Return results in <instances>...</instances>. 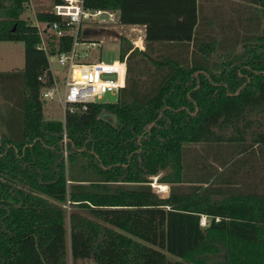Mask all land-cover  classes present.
Returning <instances> with one entry per match:
<instances>
[{
  "label": "trees",
  "instance_id": "obj_1",
  "mask_svg": "<svg viewBox=\"0 0 264 264\" xmlns=\"http://www.w3.org/2000/svg\"><path fill=\"white\" fill-rule=\"evenodd\" d=\"M246 1L251 16L264 7ZM27 4L0 0V41L25 48L20 74L0 73L21 82L19 129L0 133V264H66L68 253L71 264H264V194L237 191L240 166L230 160L264 157V32H248L240 55L227 49V61L210 64L215 48L226 50V24L213 19L218 45L199 21L200 0H83L85 10L144 27V50L120 39L126 84L115 103L46 120L40 90L51 75L37 28L20 18ZM46 42L51 54L68 51L72 37L46 34ZM140 62L154 67L149 86ZM197 145L213 148L219 167L186 176V148ZM153 178L169 187L167 197L153 192Z\"/></svg>",
  "mask_w": 264,
  "mask_h": 264
},
{
  "label": "rangeland",
  "instance_id": "obj_2",
  "mask_svg": "<svg viewBox=\"0 0 264 264\" xmlns=\"http://www.w3.org/2000/svg\"><path fill=\"white\" fill-rule=\"evenodd\" d=\"M204 7L203 15H200L199 21H205L208 25L204 27H208V29H214V34L218 37V35H222L220 32L221 28L215 25L216 20L214 18H219L220 22L223 20V16L226 15V9L216 6V3L212 0H200ZM52 5L50 0H31L27 5L20 16L21 19L25 20L26 23L37 27L38 30L45 32L49 35V31L47 26L37 22L36 15L37 14H45ZM216 10L212 13L210 8L215 7ZM225 18V17H224ZM226 20V18H225ZM121 26L118 22V15H115L114 22L101 21L98 18H83L81 23L80 30V41L82 37L87 35L96 36L97 38L102 40V45L100 47H95L93 49L89 48L87 50L86 56H84L80 62H103V63H111L114 60L119 59L120 50L119 44L121 38H126L130 41L132 38L131 28L124 27L120 29ZM207 29V28H205ZM226 29V28H225ZM117 32H119L118 40L115 39ZM226 32V30H225ZM44 33V34H45ZM226 35V33H223ZM261 34L259 31L255 33V37ZM243 34L240 35V39L236 41L231 47L227 46L226 50H218L215 48L214 53L210 59V64H220L221 61H227L226 57L223 55L227 49L229 50V54L231 55H240L243 51L242 47L251 40H244ZM118 37V36H117ZM214 38V35H213ZM220 37L216 38V44L220 45L221 41ZM254 41V40H253ZM214 44V42H213ZM215 46V45H214ZM78 53L84 55V50L80 47L77 49ZM221 51V52H220ZM47 59L50 63L51 71L53 75L59 80L58 89L59 96H55L52 100H44L42 101V112L43 117L46 120H55L62 121L63 120V110L59 103V98L62 97L63 93V83H64V69L58 64V57L56 54H49ZM131 61V60H130ZM25 62V48L24 43L22 42H11V41H0V73H18L20 74L24 68ZM132 62V61H131ZM141 71L143 74L140 76V80L148 84L150 81V74L153 73L154 67L151 64H141ZM212 71H216V68L213 67ZM148 71V72H147ZM21 82L19 81H11L6 80L5 78H0V133L4 135H9V133L14 132L19 129V125H17L16 118L18 117L17 111L19 110L18 101L21 93ZM149 86V85H147ZM118 97L106 94L102 102L103 103H115ZM264 128V127H263ZM231 146V145H230ZM226 145V147H230ZM226 151H225V150ZM229 149V148H228ZM223 148V155L220 160L224 161L226 158L230 157V155H226L229 150ZM258 152V151H257ZM225 154V155H224ZM214 149L208 148L206 146L197 145V146H187L185 155L183 157L184 162V173L186 176L195 177L198 173V168L204 164L210 170L216 169L219 167L218 160H213ZM231 162L235 161V165H239L240 169H238V177L236 178V190L241 192H251L255 194H264V157H261L259 154H242V155H234L230 157ZM230 162V163H231ZM213 165V166H212ZM231 168L233 167L230 166ZM228 172H226L227 174ZM153 192H155L159 197H167L169 194L168 186L159 185L157 182V178L151 179L150 184ZM181 191H189V187L187 184H184L179 187ZM66 213L70 211L68 205L62 206ZM166 258L168 260L174 261L175 257L166 254ZM66 264H71L69 253L67 254ZM75 264H94L90 260L77 261Z\"/></svg>",
  "mask_w": 264,
  "mask_h": 264
},
{
  "label": "built area",
  "instance_id": "obj_3",
  "mask_svg": "<svg viewBox=\"0 0 264 264\" xmlns=\"http://www.w3.org/2000/svg\"><path fill=\"white\" fill-rule=\"evenodd\" d=\"M30 1L28 0V3ZM45 14L58 18L56 22L47 26L50 33L49 37L61 38L68 35L72 37V45L68 51L52 53V55H57L58 64L63 67L65 73L63 93L62 97L59 98V103L63 110V120L67 113L84 112L91 104L103 103L102 99L106 94L118 97L126 84L127 57L123 59L119 57V59L111 63H103L101 61L80 62L86 56L89 48L100 47L101 43H85L79 39L81 23L84 17L114 22L116 13L104 10H85L83 8V0H64L61 4H52ZM44 33L38 30L40 44L37 48L48 56L51 53L46 42V33ZM131 34L130 43L133 49L143 51L145 34L137 28H132ZM138 37L140 46L135 42ZM78 47L84 50V55L78 53ZM48 66L51 83L41 88V101L52 100L55 96H59V80L53 75L49 61ZM39 80L43 83L45 82L43 77H40ZM206 224V218H201L200 225L203 227Z\"/></svg>",
  "mask_w": 264,
  "mask_h": 264
},
{
  "label": "crops",
  "instance_id": "obj_4",
  "mask_svg": "<svg viewBox=\"0 0 264 264\" xmlns=\"http://www.w3.org/2000/svg\"><path fill=\"white\" fill-rule=\"evenodd\" d=\"M213 2H217L216 6L221 5L223 8L226 9V15L223 16V20H222L226 24V29H225L226 30V48L227 46L231 47L234 43H236V41L241 40L240 39L241 34H243V36H246L248 32L249 33L252 32L254 34L257 33L258 31L260 33L264 32V7H261V6L255 7L259 11H257L253 16H251L248 12V8L251 5H249L246 0H213ZM185 3H187V1ZM198 4H199V0H196V7H198ZM224 17L226 18V20ZM251 19L255 21V25L252 27L251 30H248L247 22H249ZM119 25L121 26L120 29L124 27H130L131 29L137 28L141 30L143 34L145 33L144 27H141V26H126V25H121L120 23ZM84 34L85 36L82 37L81 39L83 42L85 43H89V42L98 43L99 42L102 45L101 39L97 38L96 36L87 35V33H84ZM119 34L120 33L117 32L115 39L118 40ZM136 44L140 46L139 45L140 43H136Z\"/></svg>",
  "mask_w": 264,
  "mask_h": 264
},
{
  "label": "bare ground",
  "instance_id": "obj_5",
  "mask_svg": "<svg viewBox=\"0 0 264 264\" xmlns=\"http://www.w3.org/2000/svg\"><path fill=\"white\" fill-rule=\"evenodd\" d=\"M136 43H140V42H136Z\"/></svg>",
  "mask_w": 264,
  "mask_h": 264
}]
</instances>
